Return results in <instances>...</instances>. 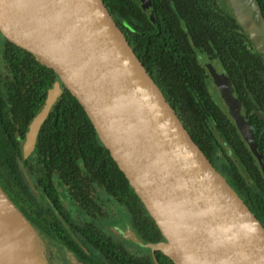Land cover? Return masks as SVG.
Listing matches in <instances>:
<instances>
[{"label":"water","instance_id":"95a60500","mask_svg":"<svg viewBox=\"0 0 264 264\" xmlns=\"http://www.w3.org/2000/svg\"><path fill=\"white\" fill-rule=\"evenodd\" d=\"M226 2L264 56L257 0ZM0 46L48 85L25 131L23 159L52 106L65 98L91 123L163 238L149 244L127 229L131 241L175 264H264V227L192 139L103 0H0ZM208 69L254 148L228 77ZM0 197L23 225L33 263L45 264L33 227L1 188Z\"/></svg>","mask_w":264,"mask_h":264},{"label":"trees","instance_id":"16d2710c","mask_svg":"<svg viewBox=\"0 0 264 264\" xmlns=\"http://www.w3.org/2000/svg\"><path fill=\"white\" fill-rule=\"evenodd\" d=\"M103 2L203 153L210 157L218 148L222 134L234 147L240 145L229 117L210 91L206 63L223 70L241 99L251 94L248 95L251 103L257 104L255 109L261 111V107L264 108V56L230 13L227 2L150 0L148 8H142L140 0ZM257 3L264 17V0ZM47 90L46 83L33 79L18 58L0 47V188L4 194L26 220L32 219L39 234H50L57 241L56 245L66 243L91 264L102 263L86 257L65 232L55 228L58 222L50 219L52 213L43 199L37 201L31 193L28 180L34 179L41 191L52 198L56 195L57 199L59 193L54 180L71 198H79L81 194L82 200L87 197L85 187L98 185L126 203L132 215L140 214V223L142 219L143 222L139 224L146 234L144 240L151 244L163 240L91 123L65 98L52 106L40 127L34 150L26 159L22 158L20 146L25 131L42 106ZM253 123L255 135L263 137L264 123L258 116ZM257 144L264 163V140H257ZM234 154L241 169L234 163L235 179L227 180L264 227V178L257 160L243 148L236 149ZM236 176L240 182L246 180L242 188L237 186ZM257 184L261 188L256 189ZM98 236L89 235L101 247ZM107 249L113 258L125 257L124 264L151 263L148 257L145 261L113 252L110 247ZM157 251L162 264H175Z\"/></svg>","mask_w":264,"mask_h":264},{"label":"flooded vegetation","instance_id":"af4514ba","mask_svg":"<svg viewBox=\"0 0 264 264\" xmlns=\"http://www.w3.org/2000/svg\"><path fill=\"white\" fill-rule=\"evenodd\" d=\"M209 65L210 63H206L207 68ZM214 70L218 74H223L228 77L222 69L214 68ZM228 79L232 88V96L239 102L238 112L242 116L243 121L248 125V129L251 132L255 147L252 148L251 144L244 138L241 130L238 128L235 119L230 114L228 106L221 97V94L214 84L209 73V80L215 86L219 99V102H216L222 108L226 116L229 117V122L231 123L230 125L232 126V128H235L240 141V145L236 144L234 147L230 140L222 134L223 137L220 138V144H218L217 146L218 148H216L212 153L211 149H208L211 153L210 157L205 154L211 164L221 173V175L227 182V178L235 179V172L233 170L235 166L237 169H241V165H239L237 162L238 157H236V155L234 154V151H236V149L237 151H241L242 148L246 149L247 152L250 153V155L254 156L257 160L256 163L259 165L261 173L262 167L264 168L262 155H260L258 152L257 144V140H264V136L262 137L259 135H255V127L253 123V121H256V116H258L259 119L264 123V108L261 107V111L255 109L257 104L251 103L248 95H252L249 93L247 96L243 95V98L241 99L240 94L234 91L232 82L229 77ZM234 163L236 164L235 166L233 165ZM244 181L246 180L243 179L240 182V180L238 179V181H236L237 186L242 188V184L244 183ZM53 183L55 188L57 189V192L59 193V199L56 198V195H54L55 197L53 196L52 198L45 191H41L39 188V183H36L34 179L31 178L30 180H28V185L31 193L35 196L37 201L43 199L48 211L52 213L50 219L54 218L58 222L59 226L57 224L55 225V228L61 230L63 234L65 232V235L68 237V239L73 240L86 257L89 256V258H91L93 261L98 260L102 264H124L123 262H125V257L122 259L119 257L113 258L110 253L111 251L107 249L108 247H110L113 249V252L115 251L117 253H122L125 256L131 255L144 259L145 261H147L148 257L151 262L150 264H162V260L159 259L157 255V249L153 251L146 247H141L127 237L126 231L127 229H130L141 241L151 244L150 242L144 240V235L146 236V234L144 233L142 226L140 225L143 222L142 219V222L140 223V214H137L136 216L132 215L128 211V205L126 203H123V201H121L119 197H116L114 193H112L111 195L107 193L104 188H100L98 185L95 187L88 186L84 188L87 197L82 200L81 194H79V198H71V196L66 191H64L60 185H58L57 180H54ZM228 184L231 186L229 182ZM258 186L259 185L257 184L256 189H259ZM231 187L234 190L233 186ZM41 196H44V198ZM239 197L244 200L241 195ZM27 221L33 227L37 234L38 244L43 242L44 247L46 244L49 246V248H52V246L50 245H53V243H56L57 241L54 240L50 234H39L38 228L34 225L32 219H27ZM93 234L96 238L99 237L98 235H100L101 247H98L96 241H92L91 237H89V235H92L93 237ZM96 234L98 235L96 236ZM59 246L61 249L68 250L69 252L76 255L84 264H91L85 258H82L78 254H76L66 243H60ZM48 260H52V255L50 256V259L48 256ZM62 264L68 263L66 260H63Z\"/></svg>","mask_w":264,"mask_h":264},{"label":"bare ground","instance_id":"6f19581e","mask_svg":"<svg viewBox=\"0 0 264 264\" xmlns=\"http://www.w3.org/2000/svg\"><path fill=\"white\" fill-rule=\"evenodd\" d=\"M0 264H34L23 225L0 197Z\"/></svg>","mask_w":264,"mask_h":264},{"label":"rangeland","instance_id":"374dc122","mask_svg":"<svg viewBox=\"0 0 264 264\" xmlns=\"http://www.w3.org/2000/svg\"><path fill=\"white\" fill-rule=\"evenodd\" d=\"M226 0H222V2H225ZM208 85L211 89L212 94H214L215 99L219 102L218 99V95L216 92V88L215 86L212 84V82H210V80H208ZM55 243H53L52 248H49L48 245L44 244L43 242L40 243V249H41V254L42 257L45 261V264H62L63 260L67 261L68 264H84L83 262H81V260H79V258L74 255L73 253L69 252L68 250L65 249H61L59 245H54ZM52 255V260H48V256L50 259V256Z\"/></svg>","mask_w":264,"mask_h":264}]
</instances>
